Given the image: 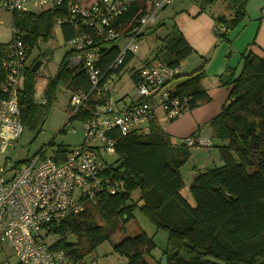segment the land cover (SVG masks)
<instances>
[{"label": "trees", "instance_id": "1", "mask_svg": "<svg viewBox=\"0 0 264 264\" xmlns=\"http://www.w3.org/2000/svg\"><path fill=\"white\" fill-rule=\"evenodd\" d=\"M218 1L201 0V5L207 8ZM224 1L230 3L233 14L216 18V35L219 42L230 43L233 33L247 17L249 0ZM137 10L133 7L129 13L133 15ZM64 13L63 7L11 12L13 30L20 31L27 55L38 40L48 41L53 37L56 18ZM161 25L157 23L153 33ZM61 28L64 41L69 40L70 29L66 25ZM182 35L177 25H173L154 58L166 53L165 63L180 66L193 53ZM7 46L8 43H0V53ZM73 53L70 50L64 54L56 74L47 80L43 103L35 101L37 72L32 70L33 66L24 67L25 77L18 94L24 126L42 125L60 84L71 92L89 88L86 72L70 64ZM240 60L237 74L220 76L229 87V95L221 111L207 125L222 162L198 170L193 177L189 191L194 204L180 192L185 186L180 169L189 159L193 146L184 142L172 145L170 135L160 124L142 136L112 131L108 136L116 140L118 157L108 163L123 189L115 194H103L97 205L86 207L80 214L50 223L47 235H58L51 248L64 250L74 262L88 264L84 258L117 232H125V222L139 209L157 230L168 233L167 248L161 257H155L156 242L146 231L139 230L113 244L114 252L126 258V264H161L163 256H167L168 264H264V55L245 50ZM204 73L202 67L176 77V93L191 96L192 109L209 99L200 83ZM6 77L7 72L0 69V99L7 97L1 88ZM86 115L87 111H83L70 117V121L76 117L83 120ZM67 150L60 147L55 160L62 162ZM25 162L20 161L16 168ZM136 190L140 192L134 200L132 192Z\"/></svg>", "mask_w": 264, "mask_h": 264}, {"label": "built area", "instance_id": "2", "mask_svg": "<svg viewBox=\"0 0 264 264\" xmlns=\"http://www.w3.org/2000/svg\"><path fill=\"white\" fill-rule=\"evenodd\" d=\"M174 1H3L10 13L32 11V6L63 7L65 13L56 18L55 25L61 31L63 25L70 29L72 37L63 40L74 52L70 64L83 69L89 79L88 89L70 92L68 104L70 117L87 111L83 119L85 144L69 148L60 163L38 154L16 168L4 156L24 129L18 94L28 56L19 30L13 31V40L0 53V69L7 72L1 87L7 97L0 99V243L11 245L18 262L80 264L64 250L51 248L47 229L50 223L97 205L103 194L123 189L104 156L115 152L116 140L108 133L146 135L160 119L175 121L192 111V97L176 93L181 65L140 55L141 42L157 23L158 11ZM133 7L138 10L131 15ZM125 75L131 77L135 88L128 103L112 95L114 84ZM198 138L191 135L184 143L194 147Z\"/></svg>", "mask_w": 264, "mask_h": 264}, {"label": "rangeland", "instance_id": "3", "mask_svg": "<svg viewBox=\"0 0 264 264\" xmlns=\"http://www.w3.org/2000/svg\"><path fill=\"white\" fill-rule=\"evenodd\" d=\"M181 0H176L171 5L166 6L162 10L158 11V21L162 25L156 28V32L153 33V29L156 24H152L146 32V36L141 42L140 55L142 57H149L150 59L157 57L158 49L163 45V37L166 36L173 25L175 24V16L180 10ZM224 5V6H223ZM184 6V4L182 5ZM220 6L225 7L224 14L229 16L231 13V6L229 2L224 0L218 1L214 7V12H220ZM34 6H32L33 9ZM36 8V7H35ZM51 8V7H47ZM11 13L5 8L0 6V43H8L13 39V25L12 18H10ZM59 35H53L48 41L42 39L38 40L37 43L30 49L27 58V67H32L37 60H42L43 64L39 67L35 76V101L38 103H43L46 98L44 96V84L49 78L54 76L58 70L60 61L65 53L70 51V45L65 44L61 41ZM158 59L166 62L168 61V56L166 53L160 54ZM24 75L22 80H24ZM122 79L114 84V89L112 90V95L115 99H124L125 102H130V97L134 95L135 88L134 83L129 75L121 77ZM40 85V87H38ZM40 91V92H38ZM43 92V93H42ZM71 91L64 84H60L57 92L56 99L54 103L50 106L46 116L43 118L44 121L42 125L38 128H32L30 125L24 126L22 135L20 136L17 143L8 148L6 155L7 160H9L14 166L20 161H26L28 158L33 157L38 154H42L46 157L57 156L59 148H72L80 146L86 139L85 137V127L83 120L80 118H74L70 121V108L69 100L71 97ZM42 93V94H41ZM126 93L129 97H126ZM42 95V96H41ZM121 100V101H122ZM172 121L168 122L171 123ZM167 121L160 119V124L162 128L166 126ZM208 124V123H207ZM203 125V142L209 141L212 137V132L209 125ZM209 137V138H208ZM215 141V139H214ZM93 141L92 143H95ZM193 148V147H192ZM191 148V149H192ZM195 149V148H193ZM205 149V148H204ZM192 153H195L193 150ZM197 153L193 155L192 159L186 164L187 166L182 170V175L184 178L185 186L180 190L181 194L192 204H194V198L191 194L190 184L193 177L198 173V171L192 170V166L196 158L203 159L207 156L206 150L196 151ZM106 160L109 163H113L118 155L115 152L104 154ZM140 190H136L133 193L134 200H137ZM142 203V202H141ZM140 203V204H141ZM134 217L125 222V232H117L111 240L104 242L99 245L95 251L86 256L85 261L88 264H126L127 260L124 257H120L119 254L114 252L113 244L120 242L124 236L134 235L139 232V230L146 231V233L151 236L157 244V247L153 251L155 257L159 258L161 253L167 248L168 233L163 230H157L152 223L144 217L139 209L134 211ZM101 222V221H100ZM58 235L51 234L47 237L48 243L52 245L55 242ZM74 240V237H69ZM0 264H22L18 262L19 260L15 256L11 245L8 242L0 243ZM161 257V256H160ZM151 261L153 259L149 258Z\"/></svg>", "mask_w": 264, "mask_h": 264}, {"label": "crops", "instance_id": "4", "mask_svg": "<svg viewBox=\"0 0 264 264\" xmlns=\"http://www.w3.org/2000/svg\"><path fill=\"white\" fill-rule=\"evenodd\" d=\"M3 1L0 0V6L5 8ZM181 3L180 10L175 16V24L192 47L193 53L182 61L180 75L191 74L204 67L205 75L200 83L209 97L207 101L202 102L179 119L171 123L167 122V127L163 128L170 135L172 145L182 144L186 140L185 138L193 134L199 137L198 144L194 146L195 149H191L195 153L190 151L189 159L181 166L182 172L193 155L197 153L196 151L199 150H206L207 156L203 159L196 158L192 170L198 171L206 167L221 165L218 149L213 147V139L208 137L209 141L203 142V130L205 129L203 125L206 126L227 102L229 87L223 84L220 76L227 78L229 73L237 74L239 72L240 59H242L245 50H251L257 55H264V0H249L246 7L247 17L233 33L230 43L219 42L216 35L218 27L216 18L226 15L224 14V5L220 6V12H214L213 5L204 8L201 5V0H181ZM183 4L184 6H182ZM40 10L35 7L32 9L33 12ZM230 11L229 16L233 14V10ZM53 29L54 35H59L61 41L64 42L62 31L56 25ZM204 60L207 62L205 63ZM45 86L46 81L43 89ZM38 96L40 95L38 94Z\"/></svg>", "mask_w": 264, "mask_h": 264}, {"label": "water", "instance_id": "5", "mask_svg": "<svg viewBox=\"0 0 264 264\" xmlns=\"http://www.w3.org/2000/svg\"><path fill=\"white\" fill-rule=\"evenodd\" d=\"M43 64L42 60H37L36 63H34L32 70L34 72L38 71L39 67H41V65ZM161 264H168L167 262V256H163Z\"/></svg>", "mask_w": 264, "mask_h": 264}]
</instances>
